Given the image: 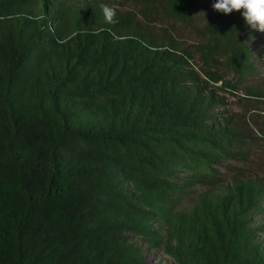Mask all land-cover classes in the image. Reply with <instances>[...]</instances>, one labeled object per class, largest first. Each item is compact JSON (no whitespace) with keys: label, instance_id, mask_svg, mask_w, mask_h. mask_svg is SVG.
Returning a JSON list of instances; mask_svg holds the SVG:
<instances>
[{"label":"trees","instance_id":"trees-1","mask_svg":"<svg viewBox=\"0 0 264 264\" xmlns=\"http://www.w3.org/2000/svg\"><path fill=\"white\" fill-rule=\"evenodd\" d=\"M207 33L193 50L107 0H0V264H264V178L221 171L251 135L218 108L264 33L240 12Z\"/></svg>","mask_w":264,"mask_h":264},{"label":"rangeland","instance_id":"rangeland-1","mask_svg":"<svg viewBox=\"0 0 264 264\" xmlns=\"http://www.w3.org/2000/svg\"><path fill=\"white\" fill-rule=\"evenodd\" d=\"M107 1L122 12L135 11L139 19L148 24L155 32L172 35L183 46L193 50L195 45L205 43L208 40L207 29L209 27L221 24L239 13L235 10L230 14L220 13L211 7L213 0H201L203 9L200 12L196 13L189 21H179L167 17L159 8L144 13L143 4L140 0ZM249 47L254 54L256 71L250 74L246 81L238 82L232 72H228L224 68L220 69L226 80L235 82L236 87L234 89L230 87L218 89L219 93L226 98V104L218 108L224 111L226 115H234L241 127L251 135V140L247 141L244 147L246 158L228 160L221 165V171L229 179L238 171L264 178V101L261 102L258 98L247 94L249 85L264 89V36L254 37L249 42ZM196 61H199L198 55H196Z\"/></svg>","mask_w":264,"mask_h":264},{"label":"clouds","instance_id":"clouds-1","mask_svg":"<svg viewBox=\"0 0 264 264\" xmlns=\"http://www.w3.org/2000/svg\"><path fill=\"white\" fill-rule=\"evenodd\" d=\"M211 7L223 14L238 11L251 31L264 33V0H213ZM105 14L111 22L114 11L105 9Z\"/></svg>","mask_w":264,"mask_h":264}]
</instances>
